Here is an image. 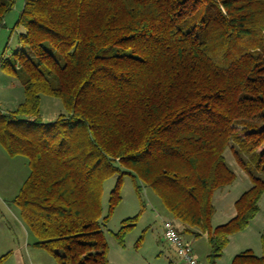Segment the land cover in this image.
<instances>
[{"label": "trees", "instance_id": "1", "mask_svg": "<svg viewBox=\"0 0 264 264\" xmlns=\"http://www.w3.org/2000/svg\"><path fill=\"white\" fill-rule=\"evenodd\" d=\"M15 1L0 0V27ZM20 27L0 64L22 76L23 100L0 114V143L29 167L16 202L33 245L58 264H111L103 229L128 175L207 238L215 264L264 194V0H22ZM41 95L64 108L46 124ZM226 150L250 186L212 227L213 194L236 177ZM259 237V256L230 264H264V226Z\"/></svg>", "mask_w": 264, "mask_h": 264}, {"label": "rangeland", "instance_id": "2", "mask_svg": "<svg viewBox=\"0 0 264 264\" xmlns=\"http://www.w3.org/2000/svg\"><path fill=\"white\" fill-rule=\"evenodd\" d=\"M21 8L22 0H16L12 9L3 18L0 27V59L11 60L12 52L18 45V34L22 28L13 29V26ZM22 100V76L8 73L0 64V114L14 110ZM63 111L64 108L58 98L41 95L39 122L50 123ZM230 144L233 145L232 142ZM225 156L236 177L232 183L217 189L213 194L212 227L226 222L234 215L233 200L250 186L249 177L236 164L229 150L225 151ZM28 172L25 157L8 155L0 143V264H58L49 252L33 245L35 238L23 221L21 208L16 202ZM116 177L112 176L103 183L101 199L103 213L106 212L109 192L115 185ZM120 196V202L113 209L103 229L109 245L110 262L117 260L119 264H167L170 258L181 264L176 250L170 249L162 236L163 221L173 220V217L153 190L142 187L136 192L131 177L123 175ZM258 207L259 210L248 223L249 226L229 236V243L215 264H230L233 256L246 248L254 255L261 254L259 235L264 226V194L258 201ZM135 214H139L135 225L126 233L123 242H118L113 233L121 227L123 219ZM183 234L190 238L195 257L202 264H208L205 251L202 249L203 241L204 247L208 246L206 237L196 240Z\"/></svg>", "mask_w": 264, "mask_h": 264}, {"label": "built area", "instance_id": "3", "mask_svg": "<svg viewBox=\"0 0 264 264\" xmlns=\"http://www.w3.org/2000/svg\"><path fill=\"white\" fill-rule=\"evenodd\" d=\"M162 236L176 250L184 264H201L195 257L191 244L180 236L169 220L162 223Z\"/></svg>", "mask_w": 264, "mask_h": 264}, {"label": "crops", "instance_id": "4", "mask_svg": "<svg viewBox=\"0 0 264 264\" xmlns=\"http://www.w3.org/2000/svg\"><path fill=\"white\" fill-rule=\"evenodd\" d=\"M235 200H233V202H234ZM233 202H232V205H233ZM214 214V213H213ZM230 215L231 214H229V217H230ZM171 223H172V225L175 227V229L178 231V233L180 234V236L184 239V240H186V241H188L190 244H191V246H192V243H191V240H190V238H188L187 236H184V234L183 233H185V234H187V235H189V237H193V238H195L196 240H199V239H202V238H204L205 236H195L194 234H191L190 232H187V231H184V229H183V226L178 222V221H176L175 219H173V220H169ZM213 226V225H212ZM249 226V224L243 229V230H245L247 227ZM206 240V242H207V245H208V241H207V238L205 239ZM228 243H229V241H228ZM227 243V244H228ZM168 247L170 248V249H172L173 250V248L168 244ZM208 247L209 246H206V247H204V241H203V247H202V249H203V251H205L204 252V255L206 256V254H207V252H208ZM226 247V246H225ZM192 248H193V253H194V255H195V252H194V247L192 246ZM225 249V248H224ZM246 249H248V248H246ZM245 249V250H246ZM108 256H109V250H108ZM158 256H159V254H158ZM196 256V255H195ZM179 257V256H178ZM159 258V257H158ZM168 258V257H167ZM198 259V258H197ZM108 260H109V257H108ZM179 260H180V262H181V264H184V263H182L183 261L181 260V258L179 257ZM199 260V259H198ZM199 262L201 263V261L199 260ZM109 263H111V264H119V262L116 260L115 262H110V260H109ZM167 264H178V262H177V260H173V259H168V263ZM202 264V263H201Z\"/></svg>", "mask_w": 264, "mask_h": 264}]
</instances>
